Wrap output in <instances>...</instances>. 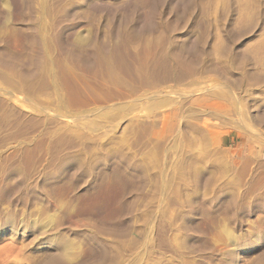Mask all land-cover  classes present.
I'll return each mask as SVG.
<instances>
[{"label":"rangeland","instance_id":"1","mask_svg":"<svg viewBox=\"0 0 264 264\" xmlns=\"http://www.w3.org/2000/svg\"><path fill=\"white\" fill-rule=\"evenodd\" d=\"M163 34L167 40L162 37ZM158 37L160 42L163 43V38L166 42L167 66L156 68L152 74L140 73L146 78V87L138 84L135 75L133 79L121 74L120 70L123 84L118 90L112 88L114 92L117 90L115 95L111 88L109 91L107 87V90L104 86L102 88L101 47L107 50L116 46L118 49L114 47L115 53H119L115 54L117 60L126 54L123 60L126 59L125 62L132 67L137 53L145 48L146 51L156 48L160 42L154 40ZM148 41L156 42V45ZM124 48L128 52L125 53ZM31 49L34 55L28 53ZM133 51L136 53L132 54ZM30 55L33 56L31 65L28 63ZM74 55H84L82 59L87 66L76 63ZM242 55L247 58L245 63L249 76L240 81L235 78L239 76L236 67L240 65L239 57ZM3 56L19 63L24 60L25 63H20L22 71L28 70L22 75L0 63V104L3 103L0 114L9 117L2 114L0 117V165L5 163L8 169L6 173L0 169V264H39L55 247L63 251L62 256V252L58 251L60 256L56 264H88L93 254L92 245L86 237L98 232L102 238L111 236L118 242L114 245L119 250H115L111 244L105 246L109 256L106 254L108 260L105 263L102 261L103 264H256L257 261L264 264V184H255L257 177L264 172V161L254 162V169L262 166L258 171L254 170L256 173L252 178L246 176L247 179L237 173L241 171L240 168H237V172H229L225 157L221 156L225 160L220 159L224 160L223 164L221 161H217L218 165L210 162L209 177L214 183L217 175L219 179L220 171H223V176L226 174L224 177L227 180L224 178L223 181L225 189L238 195L235 201L237 207L222 198L211 200L214 198V185L211 182L209 187L211 185L212 188L208 185L204 188L208 187L210 193L213 191L212 196L209 198V192L206 193L203 187L198 189L193 207L189 208L176 201L189 190V168L200 166L202 162L199 157H194L191 163H187L189 168L183 180L173 182L169 196L174 197L163 212L161 210L164 208L155 207L158 199H154L161 195H156V192L162 193L164 181L158 172L165 170L169 155L167 151L173 150L170 148L172 142L170 146L161 140L154 146L148 145L149 135L146 134L143 139L146 137L147 145L143 140L142 145L138 144L142 147L135 146L134 136L130 134L132 139L129 137L128 128L125 132L128 126L123 123L127 115L136 117L142 112L145 115L160 111L163 106L166 109L175 101L180 108L177 124L185 134H190L198 130L200 124L194 97L202 82L211 84V81L227 77L236 83H233L235 86L240 84L246 87L248 83L260 82L264 87V0H0V57ZM174 59L180 63H175ZM26 63L29 68H26ZM242 100L245 106H242V102L239 104L244 111L238 107L239 104L236 110L242 111L239 113L243 118L235 111L233 116L225 117L227 115L223 114L224 119L220 116L223 120L208 115L206 122L214 121L229 131L253 125L254 122L259 124L246 111V105H252L251 101L246 96ZM232 117L236 118L234 121L237 124L230 119ZM138 119L135 118L133 123L136 120L143 122L142 118ZM243 119L245 122H239ZM54 130L62 134L59 133L56 138L52 133ZM59 136L63 139L60 143ZM27 139L32 141V145L37 143L31 147L30 153L25 152L29 147ZM128 143L129 146L134 144V147L128 149ZM119 149L130 159L137 154L133 160L139 161L141 169H127L121 162L108 156L113 150L120 152ZM216 150L218 155L222 154L218 148ZM53 156L72 161L59 167ZM100 158L101 161L98 160ZM79 165L82 169L78 168ZM86 178L89 183L81 187ZM177 181L182 182L174 188ZM135 186L139 189L134 191ZM128 191L132 192L130 196ZM179 193L182 196H178ZM203 194L208 199H202ZM131 197L134 199L133 207L130 206ZM127 209L129 213L125 212ZM122 214L123 219L120 218ZM184 217L187 222L184 232L182 228L175 230L174 226L177 227ZM160 219L165 223H160ZM91 222L100 226L101 231L90 229ZM120 226H126L125 230L123 227L118 229ZM126 228H130L129 232L122 236L120 233L125 234ZM163 230L166 236L162 234ZM172 230H180V234ZM116 233L122 236L119 240ZM58 236L72 242L67 255H64L61 246H47ZM231 237L236 238L234 243L229 239ZM163 238L166 242L162 241ZM63 255L64 259L61 258Z\"/></svg>","mask_w":264,"mask_h":264},{"label":"bare ground","instance_id":"2","mask_svg":"<svg viewBox=\"0 0 264 264\" xmlns=\"http://www.w3.org/2000/svg\"><path fill=\"white\" fill-rule=\"evenodd\" d=\"M218 1V0H217ZM245 2V1H244ZM227 7V6H226ZM222 10V9H221ZM224 10V9H223ZM222 10V11H223ZM225 11V10H224ZM220 13H221V11H220ZM220 16H222V15H220ZM223 16H224V12H223ZM249 18V17H248ZM258 21V20H257ZM257 27V26H256ZM255 27V28H256ZM254 28V27H253ZM252 28V29H253ZM248 29V28H247ZM251 32H252V30H250ZM255 32V31H254ZM55 33V32H54ZM164 35V36H163ZM162 35V37H165V40H167L166 39V36H165V34H163ZM159 36V35H158ZM160 38L158 37V39H155L154 41H156L157 42V40H159ZM113 40V39H112ZM161 40H162V38H161ZM109 42V41H108ZM115 42V41H114ZM149 42V41H148ZM156 42L155 43H151V42H149V43H151V44H154V45H156ZM158 42H160V40L158 41ZM117 43V42H116ZM149 43H146V44H149ZM112 44H115V43H112ZM119 44V43H118ZM121 44V43H120ZM145 44V43H144ZM164 44H166V42L164 43V38H163V43L162 42H160V43H158L157 44V46H156V48H155V46L153 47V48H155L154 50H151V48H150V50H149V48H148V50L149 51H146L147 49L145 48L144 50H143V52H141V53H137L136 55H135V63H133V66L132 67H129L130 65H128V63H126L125 61H126V59L125 60H123V57L126 55H124V53H122V51H121V53L124 55V56H122V54H120L121 56H122V59H120V60H117V58H116V56H115V54L117 55V53H115L116 51V49H118V48H116V46H112V47H109L108 48V44H107V50H105L104 49V47L102 48L101 47V60H100V58L98 59V60H100L101 61V86H102V88H103V86L106 88H109L108 89V91L109 90H111L112 88L115 90V89H120L119 87L120 86H122V84H123V81L121 80V78H120V76H119V73L122 71V73L121 74H123V75H129V77H133V79H135V77H134V75L136 76V81H138V84H140V86L141 85H144L145 87H146V84H145V79H144V76H141L140 75V73H149V74H152L153 73V71L156 69V68H158V67H163V66H167V61H166V55H165V50H164ZM58 46H60V45H58ZM105 46V45H104ZM144 46V45H143ZM116 49H115V48ZM123 47V46H122ZM239 47V46H238ZM140 48H141V46H140ZM152 48V49H153ZM237 48V47H236ZM65 49V48H64ZM68 49H69V47H68ZM67 49V50H68ZM34 50V49H33ZM61 50H63V48L61 49ZM60 50V51H61ZM131 50V49H130ZM30 51V50H29ZM71 51V50H70ZM97 51V50H96ZM135 51V50H134ZM134 51L132 52V54L134 53ZM222 51V50H221ZM232 51H233V49H232ZM231 51V52H232ZM74 52H75V50H74ZM124 52L126 53V52H128V49H127V51L125 50V48H124ZM230 52V53H231ZM28 53H30V54H32V55H34L35 53H33L32 52V49H31V51L30 52H28ZM66 53V52H65ZM73 53V52H72ZM76 53V52H75ZM74 53V54H75ZM78 53V52H77ZM80 53V52H79ZM97 53H100V52H97ZM129 53H130V51H129ZM136 53V52H135ZM134 53V54H135ZM176 53V52H175ZM70 54V53H69ZM83 54V53H82ZM131 54V53H130ZM168 54V53H167ZM233 54V53H232ZM246 54V53H245ZM90 55H92V54H90ZM118 55H119V53H118ZM184 55V54H183ZM236 55V54H235ZM258 55V54H257ZM70 56V55H69ZM75 56V55H74ZM74 56H72V57H74ZM84 56V55H83ZM83 56H81L80 55V57L77 55V56H75L76 57V59H75V61H76V63L78 62V64L80 65H82V64H84V65H86V63H85V60H84V62H83V59H82V57ZM121 56H120V58H121ZM134 56V55H133ZM245 56V55H244ZM4 57V56H3ZM0 57V63H1V65L2 66H4V67H6L7 69H11V70H13V71H16V72H19V73H21L22 75H25V73H24V71H26V70H28V69H26V70H24V71H22L23 69L21 68L22 67V64H20V63H23V61L24 60H21L20 61V63H19V61L17 62L16 60H11V58H9V59H7L6 57ZM32 57L33 56H31L30 55V57H29V61H28V63H29V65H31V59H32ZM74 57V58H75ZM128 57H129V55H128ZM131 57V56H130ZM180 57V56H179ZM183 57V56H182ZM239 58H241V60L239 61V63H240V65L239 66H235L236 67V69L238 70V73H239V76L237 77V78H235V79H239L240 81L241 80H243V79H246L249 75H248V72H249V70H247L246 69V59L247 58H245V57H243V55H242V57H239ZM238 58V59H239ZM34 59V58H33ZM119 59V58H118ZM132 59H134V58H132ZM131 59V60H132ZM259 59V58H258ZM96 60V59H95ZM74 61V60H73ZM94 61V60H93ZM173 61H175V63H180L177 59L175 60H173ZM151 62V63H150ZM24 63H25V61H24ZM75 63V64H76ZM91 64V63H90ZM90 64H88L89 66H90ZM100 64V63H99ZM130 64L132 65V63H131V61H130ZM184 64V63H183ZM191 64V63H190ZM25 65V64H24ZM24 65H23V68H24ZM80 65V66H81ZM84 65H83V67H84ZM92 65V64H91ZM97 65V64H96ZM170 65V64H169ZM173 65H174V63H173ZM26 66H28L27 65V63H26ZM25 66V67H26ZM87 66V65H86ZM170 66H172V63H171V65ZM170 66H168V67H170ZM178 66H180V65H178ZM30 66H28V67H26V68H29ZM78 67V66H77ZM83 67H78L79 69H81V68H83ZM192 67V66H191ZM195 67V66H194ZM85 69L87 68V67H84ZM83 68V69H84ZM172 68V67H171ZM174 68H177V67H174ZM207 69V68H206ZM235 69V68H234ZM250 69V68H249ZM121 70V71H120ZM173 70V69H172ZM137 71H138V73H137ZM176 71V70H175ZM179 72V71H178ZM261 72V71H260ZM124 73H126V74H124ZM183 73V72H182ZM253 73V72H252ZM146 74V75H147ZM185 74V73H184ZM187 74V73H186ZM208 74V73H207ZM144 75V74H143ZM166 75V74H165ZM220 75V74H219ZM149 76V75H148ZM153 76V75H152ZM128 77V78H129ZM143 77V78H142ZM222 77V76H221ZM225 77V76H224ZM264 77V76H263ZM127 78V79H128ZM261 79V78H260ZM100 80V79H99ZM131 80V79H130ZM157 80V79H156ZM197 80V79H196ZM232 80V79H231ZM231 80H230V78H223V79H221V80H215V81H211V84H209L210 86L209 87H207V83L205 82V83H201V84H199L200 86L198 87V93H197V95L194 97V101H195V103H196V113L199 115V128H197L198 130H193V132H191L190 134L188 133V134H185V132L184 131H182V130H180V127L178 126V124H177V121H178V110H180V108H179V106L177 105V103L174 101L173 102V104H171V105H169V107L168 108H166V109H163V107H165V106H163L162 108H161V110L160 111H158V110H156L155 112H151V113H149V114H145L144 115V112H142L143 114H139V116H138V114H137V116L135 117L133 114H131V116H129L128 117V115L126 116L127 118H125L124 120H123V123H124V126H128V127H126V129H125V132L127 133V131L126 130H128L129 129V131H130V133H129V131H128V135H129V137H130V134L132 135V137H133V139H135V141H133L134 142V144H135V146L136 145H138L139 143L141 144L142 143V141L143 140H145V138L143 139V136H145L146 134H148L149 135V139H148V136H147V139L149 140H145V141H143L144 142V144H146V142H147V144L149 145V144H153V146H154V144H156L158 141L160 142V140L161 141H163L165 144H169V146H170V143L172 142V147H170V148H172L173 150L170 152V151H167L168 152V161H167V163H166V165H164V167H165V170H164V172L162 171V170H160V172H158V173H160V175H161V177H163V181H164V183H163V188L161 189V191H162V193H155L156 195L157 194H161L159 197H156L154 200H156V199H158V202H157V205H155V207L158 209V208H164V207H168V206H166V204L167 203H169L170 201H171V199L174 197H171L170 198V196H169V190H171V187L173 186V182L177 179V180H179V179H181V180H183V178H184V175H185V173H186V171L188 170V168H189V166L187 165V163L190 161V163H191V160L194 158V157H199L200 159H201V164H200V166L198 167H194V166H192V167H194V168H189V170H190V172L191 173H189L188 175L190 176V179H189V181L187 182V184L189 185V190L185 193V195L183 196V197H180L179 199H177V200H179V201H176L177 203H179L180 205L181 204H183V205H186L187 207H189V208H191V207H193L192 205H193V203H194V197H195V195L197 194V191H198V189L200 190V188H204V186L206 187L207 185H208V187H209V183L210 184H212L213 183V181L211 180V178L209 177V174L207 173L208 172V168H209V163L210 162H216L215 164H217V161H221L222 159H224V158H222V157H225L226 158V164H227V166H228V169H229V172L230 171H232L233 173L236 171L237 172V168H240L241 169V171H238L237 173H239L240 175L242 174V175H244L245 177L247 176V177H253L254 175H255V171L257 170V169H259V168H261V166H259V168H256V169H254L255 167H254V162H257V161H259V160H262V161H264V95L262 94L263 93V91H264V87H263V85L260 83V82H252V83H248L247 84V86L246 87H244L243 85H240L239 84V86L237 85V86H235L236 85V83L235 82H233V83H235V85L231 82ZM259 80V79H258ZM154 81V80H153ZM238 81V80H237ZM125 82H127V81H125ZM134 82V81H133ZM132 82V83H133ZM147 82V81H146ZM156 82V81H155ZM160 82V81H159ZM148 83V82H147ZM100 84V83H99ZM137 84V83H136ZM162 84V83H161ZM207 84V85H206ZM132 85H135V84H132ZM147 85H149V84H147ZM138 86V85H137ZM132 87H134L135 88V86H132ZM131 87V88H132ZM150 87V86H149ZM158 87V86H157ZM165 87V86H164ZM170 87V86H169ZM107 88H106V90H107ZM111 88V89H110ZM137 88V87H136ZM141 88H144L143 86L141 87ZM113 89H112V91H113ZM152 88H150V90H151ZM156 89V88H155ZM158 89H160V87L158 88ZM117 90H116V92H117ZM137 90H139V89H137ZM161 90H162V87H161ZM107 91V92H108ZM112 91H110V92H112ZM132 91H134V89L132 90ZM136 91V90H135ZM135 91H134V93H135ZM109 92V93H110ZM114 92V91H113ZM116 92H114L113 93V95H115V93ZM119 92H121L120 90H119ZM153 92H156L155 90L153 91ZM160 92V91H159ZM162 92H163V90H162ZM2 93V92H1ZM137 93V92H136ZM135 93V94H136ZM139 93V92H138ZM152 93V92H151ZM118 94V93H117ZM145 94V93H144ZM160 94V93H159ZM174 94V93H173ZM185 94V93H184ZM187 94H189V93H187ZM110 95V94H109ZM129 95V94H128ZM130 95H131V93H130ZM143 95V94H142ZM148 95V94H147ZM156 95H158V93L156 94ZM155 95V96H156ZM191 95V94H190ZM189 95V96H190ZM153 96H154V94H153ZM186 96V95H185ZM184 96V97H185ZM247 97V99H249L250 101H251V103H252V105H249L248 106V104L246 105L247 107H246V111H248V113H250L254 118H256L257 119V121H259V122H257V123H259V124H255V122H254V124L253 125H248V126H242V127H238V129L237 130H235V131H229V130H227L225 127V129L222 127V126H220L219 124H216L214 121H213V123H208V122H206V118H207V116L209 115V116H211V117H213L212 115H215V116H217V118L219 117V119H220V116L222 117V116H224V115H227V116H225V117H229V116H233V114L235 113V111L237 112V114H242V113H239L237 110H236V106H238V104L239 103H241L242 102V106L244 105L245 106V104H243V97ZM128 97V96H127ZM143 97V96H142ZM136 98V97H135ZM138 98V97H137ZM139 98H141L140 96H139ZM149 98H151V97H149ZM178 98V97H177ZM177 98H176V100H177ZM2 100V99H1ZM182 100V99H181ZM245 100V99H244ZM247 101V100H246ZM137 102V101H136ZM167 102V101H166ZM179 102V101H178ZM181 102V101H180ZM248 103V102H247ZM164 104H165V102H164ZM0 105H3V103H1ZM187 105V104H186ZM240 105V104H239ZM168 106V105H167ZM1 108L3 107V106H0ZM238 107H241V105L240 106H238ZM5 108H7V106H5ZM242 108V107H241ZM163 109V110H162ZM240 109V108H239ZM5 110V109H4ZM184 111V110H183ZM242 111H244V108H242ZM241 111V112H242ZM128 112V111H127ZM133 112V111H132ZM131 112V113H132ZM135 112V111H134ZM140 113H141V111H139ZM192 112V111H191ZM187 113H189V112H187ZM246 113V112H245ZM2 114V113H1ZM1 114H0V117H1ZM8 114V113H7ZM21 114V113H20ZM129 114H130V112H129ZM224 114V115H223ZM247 114V113H246ZM3 116L5 115V117H8V116H6V114H2ZM26 115V114H25ZM133 115V116H132ZM197 115V116H198ZM22 116H23V113H22ZM242 116V115H241ZM4 117V118H5ZM25 117V116H24ZM210 117V118H211ZM246 117H247V115H246ZM2 118V117H1ZM9 118V117H8ZM17 118V117H16ZM135 118H142L141 120L143 121V122H141V123H139V122H136V121H134L135 123H133V120L135 119ZM215 118V117H214ZM223 119H224V117H222ZM221 118V119H222ZM236 118H237V116H236ZM235 117H232V118H230V119H232L233 121L236 119ZM242 118H243V116H242ZM242 118H240V119H242ZM247 118H249V117H247ZM253 118V119H254ZM20 119V118H19ZM140 119H138V120H140ZM220 119V120H221ZM222 119V120H223ZM228 119V118H227ZM246 119V118H245ZM251 119H252V117H251ZM23 120V119H22ZM145 120V121H144ZM189 120V119H188ZM248 119H246V121H247ZM201 121H203V122H201ZM210 121H211V119H210ZM216 121H218V120H216ZM225 121V120H224ZM239 121V120H238ZM244 121V119L243 120H241V121H239V122H243ZM248 121H250V119L248 120ZM254 121H255V119H254ZM120 122V121H119ZM221 122V121H220ZM225 122H229V121H225ZM232 122V121H231ZM235 122V124H237L236 122L237 121H234ZM245 122V121H244ZM252 122H253V120H252ZM122 123V122H121ZM196 123H198V122H196ZM218 123H219V121H218ZM224 123V122H223ZM247 124H248V122H246ZM245 123V124H246ZM20 124V123H19ZM232 124V123H231ZM239 124H244V123H239ZM244 124V125H245ZM246 124V125H247ZM250 124V123H249ZM180 125V124H179ZM233 125V124H232ZM236 126H238V125H236ZM120 127V126H119ZM235 127V126H234ZM15 128V127H14ZM60 128V127H59ZM121 128V127H120ZM119 128V129H120ZM125 128V127H124ZM128 128V129H127ZM230 128H231V126H230ZM185 129V128H184ZM50 130V129H49ZM232 130H233V128H232ZM55 131V130H54ZM52 132V131H49L50 133L52 132L53 134H55V136L56 135H58L59 133H60V131H59V133H58V131L56 130L55 132ZM61 131H63V129L61 130ZM121 132H123L124 133V131H122L121 130ZM47 133V132H46ZM49 133V134H50ZM122 133V134H123ZM126 133H124V134H126ZM62 133H60V135H61ZM51 136V135H50ZM53 137V136H52ZM60 137V136H59ZM56 138H57V136H56ZM127 138H128V136H127ZM131 138V137H130ZM168 138V139H167ZM54 139H55V137H54ZM132 139V138H131ZM169 139H172V140H169ZM28 141H29V143H31L32 141L30 140V139H27ZM26 140V141H27ZM63 139L60 137V139H59V143L62 141ZM168 140V141H167ZM130 141V140H129ZM163 142H162V144H163ZM28 143V145H29V147H28V149L25 151V152H29L30 153V151H31V147H35L36 145H37V143H34L35 145H32V143L31 144H29ZM49 143V142H48ZM67 143V142H66ZM66 143H64V144H66ZM130 143V142H129ZM129 143H128V146H127V148L128 147H130L131 148V146H133L134 144H132V145H130L129 146ZM137 143V144H136ZM161 143V142H160ZM146 144V145H147ZM157 144H159V143H157ZM61 145V144H60ZM142 145V144H141ZM141 145H138V146H140V147H142ZM145 145V146H146ZM164 145V144H163ZM65 147V146H64ZM70 147V146H69ZM134 147V146H133ZM144 147V146H143ZM138 148V147H137ZM169 148V147H168ZM167 148V149H168ZM219 149L220 150V152H222V154L221 155H218V152H217V150L216 149ZM33 149V148H32ZM50 149V148H49ZM129 149V148H128ZM132 149V148H131ZM134 149H136V148H134ZM139 149V148H138ZM138 149L136 150V151H138ZM118 150V149H117ZM142 150V149H141ZM214 150V151H213ZM110 151V150H109ZM114 151V150H113ZM111 152V153H109V155L108 156H110L111 158H113V159H115V160H117V161H119V162H121L123 165H124V167L125 168H127V169H130V170H136V171H138V170H140L141 169V167H140V163H138L137 162V160H133V158H135L136 157V155H134V157L132 158V159H130V157L128 158V157H126L125 156V153H122V151H120V149H119V151L120 152ZM126 151H129V150H126ZM50 152V151H49ZM123 152H124V150H123ZM133 153H135L134 152V150L132 151ZM139 152V151H138ZM137 152V153H138ZM132 153V154H133ZM214 153H215V155H214ZM2 153L0 152V155H1ZM131 154V153H130ZM56 154H54V156H55ZM53 156V157H54ZM105 155H103V158H105L104 157ZM129 156V155H128ZM130 156H132V155H130ZM222 156V157H221ZM53 157H51V158H53ZM57 157V156H56ZM56 157H54V162L57 164V166L59 165V167H62V166H64L65 164H67L68 162H70V161H72V160H70V159H68V158H65V157H61V156H59L58 158H56ZM102 158V159H103ZM221 159V160H220ZM99 161H101V158L100 159H98ZM225 160V159H224ZM224 160L223 161H221V163L222 162H224ZM53 161V160H52ZM51 161V162H52ZM76 162H78L77 160H76ZM193 162V161H192ZM219 162H218V164H219ZM260 162V161H259ZM53 163V162H52ZM120 163V164H121ZM79 164H81V163H79ZM193 164V163H192ZM199 164V163H198ZM217 164V165H218ZM223 164V163H222ZM257 164H259V163H257ZM261 164V163H260ZM88 165H90V164H88ZM92 165V164H91ZM194 165V164H193ZM221 165V164H220ZM256 166V165H255ZM6 167H7V165H5V163L4 164H1L0 165V169L2 170V172L3 173H6V171L8 170V169H6ZM89 167V166H88ZM258 167V166H257ZM78 168L79 169H82V168H80V165L78 166ZM224 168H225V166H224ZM223 168V169H224ZM222 169V170H223ZM227 169V168H226ZM225 169V170H226ZM87 170V169H86ZM91 170V169H90ZM124 170V169H123ZM129 170V171H130ZM224 170V171H225ZM255 170V171H254ZM94 171V170H93ZM126 171V170H125ZM148 171V170H147ZM258 171V170H257ZM133 172V171H132ZM221 173H218V174H220L219 176V179H218V175H217V177H215V182L213 183V185H214V187L212 188L211 187V185H210V187L209 188H212L213 189V191H214V193H213V191H212V189H211V193H213L214 194V198L213 199H211V200H214V199H224L225 201H227L229 204H231V205H234L235 204V207H237L236 206V203H235V201H237L238 200V198H237V196L238 195H236L234 192L233 193H230L229 192V190L227 191L226 189H225V182H223L224 181V176L226 175V174H224V176H223V171H220ZM228 172V173H229ZM53 173H55L54 171H53ZM226 173V172H225ZM227 173V174H228ZM236 173V174H237ZM138 174V173H137ZM229 174H232V173H229ZM236 174H235V176H236ZM88 175V174H87ZM146 175V174H145ZM159 175V176H160ZM240 175L238 176V177H240ZM132 176V175H131ZM147 176H149L148 174H147ZM189 176H187V177H189ZM222 176V177H221ZM133 177V176H132ZM139 177V176H138ZM137 177V178H138ZM141 177V176H140ZM212 177V176H211ZM247 177H246V179H247ZM216 178H217V180H216ZM144 179V178H143ZM158 180H160L159 178H157ZM239 179V178H238ZM89 179L88 178H86L85 180H83V183H82V185H81V187H83V186H86L88 183H89V181H88ZM137 180V179H136ZM147 180H148V178H147ZM184 180H186V179H184ZM214 180V179H213ZM225 180H227V178H225ZM140 181V180H139ZM144 181V180H143ZM146 181V180H145ZM187 181V180H186ZM254 181V180H253ZM161 182H162V180H161ZM160 182V183H161ZM180 182V181H179ZM182 182V181H181ZM180 182V183H181ZM212 182V183H211ZM130 183V182H129ZM132 183V182H131ZM146 183V182H145ZM180 183H178V181H177V185L176 184H174V188H176V186H178V184H180ZM183 183H184V181H183ZM133 184V183H132ZM143 184H144V182H143ZM158 184V183H157ZM242 184V183H241ZM246 184H248V183H246ZM255 184L256 185H263L264 184V172L259 176V177H257V179H256V181H255ZM140 185V184H139ZM160 185V184H159ZM186 184H184V186H185ZM212 185V186H213ZM253 184L251 183V186H252ZM137 186V185H136ZM136 186L134 187V191H135V189H137L136 188ZM183 186V185H182ZM248 186H250L249 184H248ZM133 187V186H132ZM139 187V186H138ZM160 187H162V185L160 186ZM188 187V186H187ZM207 187V189H205L204 188V191L207 193V192H209V191H207L209 188ZM245 187H246V185H245ZM158 188V187H157ZM178 188V187H177ZM247 188H249V187H247ZM252 188V187H251ZM133 189V188H132ZM131 189V190H132ZM139 189V188H138ZM137 189V190H138ZM160 189H158V190H160ZM230 189V188H229ZM244 189V188H243ZM129 190H130V188H129ZM173 190V189H172ZM176 189H174V191H175ZM185 190V189H184ZM239 190H240V187H239ZM160 191V192H161ZM174 191H172L174 194H175V192ZM203 190H202V192L206 195V193L204 192ZM129 192V191H128ZM131 192V191H130ZM127 193V194H129L128 196H130V194L133 192V190H132V192L131 193ZM137 192V191H136ZM159 192V191H158ZM178 192H179V190H178ZM183 192H185V191H183ZM181 193V192H180ZM179 193V194H180ZM199 193V192H198ZM211 193L209 192V198H210V195H211ZM127 194H126V196H127ZM204 194L203 195H201L202 196V199L203 198H205V196H204ZM176 195V194H175ZM135 196V195H134ZM172 196V195H171ZM178 196H182L181 194L180 195H178ZM212 196V195H211ZM137 196H135V198H136ZM134 198V197H133ZM206 198H207V196H206ZM205 198V199H206ZM125 199V198H124ZM131 199H132V197H131ZM197 199V198H196ZM208 199V198H207ZM127 200H128V198H127ZM126 200V201H127ZM134 199H132V200H130L131 201V203H129V204H131L130 206H132V205H134V202H132ZM153 200V201H154ZM173 200V199H172ZM210 200V201H211ZM125 202V201H124ZM123 202V203H124ZM220 202V201H219ZM128 203V202H127ZM154 204H155V202H153ZM152 203V204H153ZM171 203H172V201H171ZM239 203V202H238ZM260 203V202H259ZM262 203V202H261ZM129 204H127V206H129ZM174 204H176L175 203V200H174V202H173V205ZM178 204V205H179ZM211 204V203H210ZM122 205H124V204H122ZM122 205H121V207H122ZM170 205V204H169ZM179 205V206H180ZM228 205V204H227ZM226 205V206H227ZM264 205V204H263ZM125 206V205H124ZM154 206V205H153ZM172 208L175 206H172V205H170ZM177 206V205H176ZM209 206V205H208ZM229 206V205H228ZM133 207V206H132ZM154 207V208H155ZM178 207V206H177ZM183 208H185L184 206H182ZM186 207V208H187ZM194 207H195V205H194ZM234 207V206H233ZM127 208V207H126ZM126 208H123V209H126ZM122 209V208H121ZM130 209V208H129ZM178 209H179V207H178ZM181 210H182V208H180ZM179 209V210H180ZM231 209V208H230ZM248 209V208H247ZM132 210H133V208H132ZM161 210V209H160ZM165 211V208L164 209H162L161 211ZM168 210V209H167ZM171 210H173V209H171ZM178 210V211H179ZM184 210V209H183ZM192 210V209H191ZM235 210H236V208H235ZM124 210H122L121 212H123ZM163 211V212H164ZM237 211V210H236ZM125 212H127V213H129V211H128V209L125 211ZM131 212V211H130ZM155 212H157L156 211V209H155ZM233 211H231L230 213H232ZM166 213V212H165ZM179 213V212H178ZM126 214V213H125ZM131 214V213H130ZM155 214V213H154ZM181 214V213H180ZM191 214V213H190ZM232 214H235L234 212L232 213ZM129 215V214H128ZM167 215V214H166ZM185 215V214H184ZM125 216H127V215H125ZM155 216V218H156V215H154ZM183 216V215H182ZM117 217V216H116ZM123 217V214H122V216H120V218H122ZM130 217V216H129ZM167 217V216H166ZM165 217V218H166ZM118 218H119V215H118ZM120 218H119V220H120ZM123 219V218H122ZM159 219V218H158ZM157 219V220H158ZM177 219V218H176ZM126 220V219H125ZM155 220L156 219H154V222H155ZM124 221V220H123ZM128 221V220H127ZM160 221H161V219H160ZM163 221V220H162ZM162 221L160 222V223H162ZM167 221V220H166ZM178 221V220H177ZM176 221V222H177ZM102 222V221H101ZM106 222V221H105ZM116 222H118V221H116ZM154 222H153V224H154ZM164 222V221H163ZM175 222V223H176ZM127 223V222H126ZM152 223V222H151ZM150 223V224H151ZM165 223V222H164ZM170 223V222H169ZM186 219H185V217H184V219H182L181 220V222H180V224L178 225V224H176V225H178L177 227L176 226H174L175 228V230H177V229H180V230H182L184 227H186ZM83 224V223H82ZM113 224H115V223H113ZM112 224V225H113ZM119 225H120V223H118ZM117 224V225H118ZM121 224H122V222H121ZM129 224H130V222H129ZM152 224V225H153ZM157 225H159L158 223H156ZM191 224V223H190ZM102 225V224H101ZM108 225V224H107ZM110 225V224H109ZM108 225V226H109ZM111 225V226H112ZM118 225V226H119ZM124 225V224H123ZM126 225V224H125ZM164 225V224H163ZM166 225H168V223H166ZM105 226H106V224H105ZM114 226V225H113ZM128 226V225H127ZM130 226V225H129ZM156 226V225H155ZM107 227V226H106ZM110 227V226H109ZM121 227H123V229L126 227H124V226H120V227H118V229L120 228V230H121ZM154 227V226H153ZM159 227V226H158ZM170 227V226H169ZM187 227H189V226H187ZM89 228L90 229H97V230H100L101 231V229H100V226H97V225H95V224H93L92 222L89 224ZM102 228V227H101ZM103 228H104V226H103ZM112 227H110V229H111ZM115 228H117V226H115L114 227V232H115ZM161 228V227H160ZM172 228V227H171ZM182 228V229H181ZM190 228H191V226H190ZM117 229V230H118ZM129 229L130 228H126V232H125V234H124V232H123V234L122 233H120L122 236L123 235H126L127 234V232H129ZM164 229V228H163ZM96 230V231H97ZM125 230V229H124ZM128 230V231H127ZM151 230V229H150ZM155 230V229H154ZM165 230V229H164ZM164 230H163V232H162V234L163 233H166V232H164ZM170 230V229H169ZM180 230H178V231H180ZM185 230H187V228L185 229ZM226 230V229H225ZM228 230V229H227ZM156 231H157V229H156ZM160 231H162V230H160ZM168 231V230H167ZM173 231V230H172ZM176 232V231H173V232H176V233H179V232ZM183 232H184V229L182 230ZM192 231V230H191ZM229 231H231V230H229ZM102 232H106L107 233V231H103V229H102ZM118 232V231H117ZM121 232V231H120ZM152 232V231H151ZM170 232V231H169ZM193 232H195V231H193ZM220 232V231H219ZM247 232V231H246ZM248 232H249V230H248ZM99 233V232H98ZM98 233L96 234V233H94V234H90L88 237H86V240H87V242L89 243V244H91L92 246H91V252H92V254H93V256H92V259H90V261L88 260V262H90V263H88V264H103V263H105L108 259H106L107 257V252H106V248H105V246L106 245H110L111 244V246L112 247H114L115 248V245H114V243L115 242H117L116 241V238H115V236H117V235H119V233H116V235L114 236V238L115 239H113V237L111 238V236H109L110 238H111V240H107V239H109V237L107 238V239H105V238H102L100 235H98ZM101 233V232H100ZM175 233V234H176ZM187 233V232H186ZM189 233V232H188ZM221 233V232H220ZM228 233V232H227ZM230 233V232H229ZM111 234H112V232H111ZM114 234V233H113ZM112 234V235H113ZM180 234V233H179ZM195 234V233H194ZM218 234V233H217ZM221 234H223V233H221ZM248 234V233H247ZM154 235V234H153ZM158 235V234H157ZM163 235H165V234H163ZM168 235V234H167ZM173 235V234H172ZM224 235V234H223ZM241 235V234H240ZM122 236H120L119 235V237L117 236V240H119L120 239V237H122ZM166 236V235H165ZM170 236V235H169ZM175 236V235H174ZM178 235L176 234V237H177ZM182 236H186V235H183L182 234ZM219 236H220V234H219ZM233 236V235H232ZM235 236V235H234ZM104 237V236H103ZM158 237V236H157ZM163 237V236H162ZM218 237V236H217ZM223 237H225V235L223 236ZM238 237V236H237ZM179 238V237H178ZM180 238H181V236H180ZM240 238V237H239ZM242 238H244V237H242ZM158 239V238H157ZM160 239V238H159ZM169 239V238H168ZM182 240H184L183 238H181ZM231 241H233V243H234V241L236 240V238L235 237H231V238H229ZM164 238L162 239V241L164 242ZM160 242H161V240H159ZM186 241V240H185ZM165 242H166V240H165ZM49 244H47V246H49V247H55V246H61V248L60 249H62V250H64L65 252H64V255H65V253H66V251H68L70 248H72L71 247V241L68 239V238H66V237H63V236H58V237H56L54 240H52V241H50V242H48ZM118 243V242H117ZM116 243V244H117ZM179 243V242H178ZM181 243V242H180ZM184 243V242H183ZM230 243V242H229ZM119 244H120V241H119ZM187 244V243H186ZM185 244V245H186ZM181 245V244H180ZM194 245V244H193ZM110 246V247H111ZM158 246V245H157ZM109 247V246H108ZM109 247V248H110ZM181 247H184L183 245L181 246ZM56 249H54V248H52V250L50 251V252H48L49 254H47V258L43 261V262H41V263H39V264H56V262L58 261V255L61 253V256H62V254H63V251H60V250H58L57 249V247H55ZM186 248H188V247H186ZM113 249V248H112ZM112 249H107V250H112ZM118 248H115V250H117ZM119 250V249H118ZM182 250V249H181ZM58 251H60V253L58 252ZM191 251V250H190ZM109 252V251H108ZM113 252V251H112ZM117 252V251H116ZM179 252V251H178ZM59 253V254H58ZM109 253H111V252H109ZM91 254V255H92ZM107 254V255H106ZM63 255V257H61V258H63L64 259V256ZM66 255H67V253H66ZM60 256V255H59ZM109 256V255H108ZM91 257V256H90ZM106 257V258H105ZM61 258H59V260L61 259ZM105 258V259H104ZM126 259V258H125ZM62 260V259H61ZM106 260V261H105ZM102 261H103V263H102ZM105 261V262H104ZM60 262V261H59ZM35 263H37V262H35ZM35 263H33V264H35ZM80 263V262H79ZM255 263H256V261H255ZM86 264V263H85ZM253 264H254V262H253ZM256 264H259V261H257V263Z\"/></svg>","mask_w":264,"mask_h":264}]
</instances>
